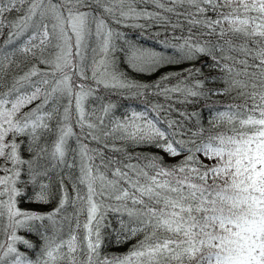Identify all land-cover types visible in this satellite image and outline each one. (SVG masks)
I'll return each mask as SVG.
<instances>
[{"label":"snow or ice","instance_id":"snow-or-ice-1","mask_svg":"<svg viewBox=\"0 0 264 264\" xmlns=\"http://www.w3.org/2000/svg\"><path fill=\"white\" fill-rule=\"evenodd\" d=\"M140 2L0 0V36L8 30L4 45L11 48L0 47V87L5 89L0 91V232L6 237L0 240V264H264V0H142L155 6L152 11ZM141 19L172 29V42L161 43L176 55L126 41V50H119L126 51L132 68L143 73L183 61L193 66L152 85L118 72L117 41L124 34L112 25ZM199 60L219 71L222 88L205 90L203 65L194 63ZM25 65L27 70L9 84V69ZM172 79L176 83L168 86ZM101 87L136 89L133 95L151 88L166 100L182 97L177 103L212 96H230L231 102L215 110L207 128L197 112L162 122L159 115L172 111L171 104L132 110L105 124L114 103L87 107ZM215 103L207 105L210 111ZM193 117L195 131L185 124ZM71 138L77 149L70 147ZM117 140L150 144L183 159L168 164L163 156L134 155ZM106 150L123 156H108ZM77 158L74 198L61 178L53 212L18 206L17 198L24 195L19 185L39 184L33 199L47 202L50 185L43 181L51 180L55 169L77 167ZM78 202L77 215L87 213L83 239L75 231L63 239L57 217L67 204ZM109 210L127 217L120 220L117 241L142 237L121 255H102L101 228ZM19 229L40 232L38 250L17 234Z\"/></svg>","mask_w":264,"mask_h":264},{"label":"trees","instance_id":"trees-1","mask_svg":"<svg viewBox=\"0 0 264 264\" xmlns=\"http://www.w3.org/2000/svg\"><path fill=\"white\" fill-rule=\"evenodd\" d=\"M140 7H147L149 11L155 10V6L152 4L145 5L142 0L139 4ZM16 14L12 13V15L9 17L11 19ZM173 19H175L173 17ZM133 24H142L144 27H133L131 25ZM115 29H117L119 32L123 33V38L117 41V47L118 51L116 52V67L118 72H122L125 77L134 82H138L140 84H147L152 85L154 82L158 81L160 77L167 75L169 73H180L182 70L190 68L193 66V62L189 61H183L181 63H175L170 65H161L155 72H139L136 69L132 68L128 62H127V56L126 51H120V48H124L126 50L127 44L126 41L134 44L138 47L142 48H151L155 49L157 51L164 52L166 55H176V50L171 48H166L161 43L163 40H168L169 42H172V29L170 27L165 28L164 26L160 24H155L152 21H145L143 19L139 21H125L121 25H112ZM7 29L4 30V35L0 36V47H9L4 45V40L7 36ZM159 33V35H157ZM176 36L181 35L180 30L178 29L175 33ZM9 50L11 48L9 47ZM23 57H20L19 59H22ZM19 59L17 62H19ZM207 59V58H205ZM195 67H202L203 76L200 77L201 79H204L207 77V80L205 81V90L207 89H219L224 86V82L220 77V73L218 70L211 69L207 66V63H205L204 60H199L194 62ZM27 70V65L24 66L23 69L17 70L15 66H13L8 71L7 75V81L10 84L12 81L13 76L22 74V71ZM176 83L175 79H172L168 82V86H171ZM5 89L3 87H0V91H4ZM30 90V89H29ZM155 90L149 88L148 92L145 95H133V93L136 92V89L131 90H125V89H105L103 87L99 88L96 93L89 98V101L87 102V107L89 110L92 108L99 109V106L101 104H106L108 102L114 103L116 105L115 109L112 110L108 114L107 117H105V124L109 123L110 119L114 118H123L124 116H130L131 111H147L151 109L152 105L155 104H161L164 105L165 108L169 104L172 105V111H164L161 112L159 115V119L163 122L166 119H173V120H181L182 117L180 116V112H197L199 113V124L203 127H208V122L211 119L212 115L214 114L216 109L223 110L221 107L222 104H227L231 102L230 96H212L211 99H204V98H196L195 102H189V103H177V99H182V97L174 96L171 100H166L163 96L154 95L153 92ZM234 95V94H233ZM97 97H100V99H97ZM213 101H215V107L210 111L207 105L212 104ZM36 103H39V101H35L32 105L29 107H35ZM27 110V109H25ZM97 114H100L99 112ZM150 115L155 116V113H150ZM197 118L193 117L191 120H186L185 124L186 127L191 128L193 131H195V128L193 127L194 124H196ZM76 131L79 132V128H76ZM21 139H24L21 137ZM55 139V136H48L47 142L49 145H51V142ZM113 141H109V143H112ZM118 147L125 148L128 152L139 155H155V156H163L164 160L168 164H174L177 161L183 159V156L178 157H171L168 156L166 153L162 152L160 149L156 148L153 145L150 144H132L128 141H114ZM85 143H89V147L95 148L98 147V145L95 142H89L85 141ZM75 145L76 144L75 138H71L69 140V145ZM25 157H27V153H24ZM106 155L108 156H117L119 158H122V153H113L110 150H106ZM202 160H204L205 163H208L209 161L203 157V155L200 156ZM70 162V161H69ZM77 163H79V160L77 159ZM78 166L75 169V172L69 171L70 168H60L55 169L50 173L51 180L45 179L43 182L46 184H49L50 187L47 190L49 193V198L47 202H38L35 199H33L36 192L39 191V184L37 185H31L29 184L27 187H25L23 184L19 185L22 192H24L23 196H20L17 198L18 206L22 210H29V211H35L39 214H47L49 212H53L59 205V200L61 198V185L59 183L60 179L63 178L64 180V186L67 187L70 200L76 196V192L73 190V182L75 176L78 175L77 171ZM77 172V173H76ZM2 174V173H0ZM26 179V177H23ZM76 205V204H75ZM72 203H69L65 206V209L62 210L60 215L57 217L58 220L62 221V232H61V238L67 239L68 236L75 231L78 238L81 240L83 239V236L85 234V230L83 228V221L82 216H78L76 212V207ZM79 217L81 224L79 228H76L73 226L74 220ZM66 218V219H65ZM124 219L127 221L126 216H121L119 213H115L112 211H108L106 213L105 220L102 222V228H101V234L103 237V245H102V255H121L126 253L133 244L136 243L137 239H140L142 237L132 238L130 240H120L117 241V233L120 231V220ZM47 223V221H45ZM36 227H39V222H36ZM42 232L43 229H40ZM18 235L25 237L26 239L30 240L34 245L37 246L36 250H38L39 246L42 244L40 232L38 231H27L26 229H19L17 232ZM6 239L3 232H0V240ZM17 247L21 251H26L30 256H34L33 250H28L25 248L22 244H17ZM83 258V257H81Z\"/></svg>","mask_w":264,"mask_h":264},{"label":"rangeland","instance_id":"rangeland-1","mask_svg":"<svg viewBox=\"0 0 264 264\" xmlns=\"http://www.w3.org/2000/svg\"><path fill=\"white\" fill-rule=\"evenodd\" d=\"M71 148H73V149H77L78 147L77 146H75V145H71L70 146ZM68 159H69V161L71 162V160H72V153L70 152L69 153V157H68ZM78 159V158H77ZM76 163H77V161H76ZM77 166H78V163H77ZM75 169H76V167H74V168H70V170L69 171H72V172H75ZM77 171H79V169L77 168ZM77 173V172H76ZM83 193H84V190H83V187L81 186V195H83ZM82 205L78 202L76 205H75V207H76V212H78V210H79V208L81 207ZM85 208H86V206H84ZM78 216H82V219H83V221H86L87 220V213H86V211H84V212H79V215ZM77 222H79V224H81V221H80V219H79V217H77L75 220H74V222H73V226L74 227H76V224H77ZM85 222H83V224H84Z\"/></svg>","mask_w":264,"mask_h":264}]
</instances>
